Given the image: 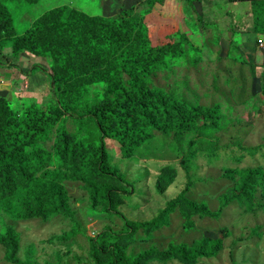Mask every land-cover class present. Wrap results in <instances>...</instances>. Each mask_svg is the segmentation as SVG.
I'll return each mask as SVG.
<instances>
[{
  "label": "trees",
  "instance_id": "trees-1",
  "mask_svg": "<svg viewBox=\"0 0 264 264\" xmlns=\"http://www.w3.org/2000/svg\"><path fill=\"white\" fill-rule=\"evenodd\" d=\"M40 1L0 0V54L5 47H13L15 56L41 54L43 60L46 59L48 50L40 46L42 27L31 26L22 37L16 38L17 22L10 11L16 2L27 3L31 10L39 6ZM179 1L183 4L186 23L189 28L192 27L190 30L194 36L187 37L183 32H176L172 35L174 42L158 49L152 47L144 21V16L152 10L150 7L154 3L141 4L136 15L138 6H133L123 9L115 19L104 21L67 7L64 11L58 8L50 13L52 16L67 12L71 16L70 21L57 28L58 33L68 26L72 29L74 16L87 20L95 30L97 25L105 28L106 33L109 28L116 27L127 30L129 34L124 38L130 44L141 43V60L135 59L139 53L131 45L129 48L124 46L123 50L117 49L107 73L111 81L102 83L101 89L108 91L102 95L92 96L87 87L80 99H74L72 94L75 87L72 84H77L78 77L71 85L62 86L56 70L51 73L42 65H34L28 75L42 74L53 83L45 107L32 103L16 112L10 103L0 98V248L7 264H37L33 251L20 255V233L16 229L20 221L35 218L48 221L53 217H64L69 220L71 228L59 239L67 241L77 234L84 235L77 213L70 204L69 182L77 183L82 188L92 210L121 220L122 226L117 230L104 227L95 237H88L92 260L89 264H168L172 261L197 264L202 259L216 257L222 249V240L203 237L192 244L170 243L166 247L152 244L150 248H137V241L152 239L158 231L171 226L173 214L186 218L185 225L191 228L193 216L217 217L232 201H238L249 209L259 206L264 212L262 166L235 168L225 173L224 177L232 180L233 185L219 197L218 211H212L204 202L197 203L188 198L194 161L200 156L207 158L205 155L219 150L218 134L232 120L228 114H224L221 104L206 108L198 103L196 96H185L182 91L188 87V76L185 75L172 87L162 86L153 80L159 71L180 74L177 69L173 70L176 55L180 57L177 61L181 60L182 67H187L192 73L201 70L205 58L213 53L207 41H197L200 35L205 37L211 28L220 31L217 18L203 21L204 15L200 10L204 8L206 0ZM226 1L230 4H250L253 32L264 35V0ZM228 29L233 34L232 38L238 36L236 28L231 26ZM118 39L111 40L113 47L117 44L121 46L122 41ZM33 41L39 43L37 48ZM237 42H231L229 47L231 54L234 51L232 61L241 64L243 61L239 60L244 59L243 51ZM38 48L40 54L36 51ZM243 63L255 78L257 65H247L245 60ZM10 67L0 60V68ZM86 71L85 66L73 68L74 75ZM261 86L264 94V79ZM226 108L231 109L229 106ZM155 139L162 147L173 148L182 156L180 165L187 173V188L170 199L151 219H128L120 207L137 193L136 186L111 165L108 141L115 142L122 156L130 159ZM164 168L155 183V191L161 195L173 183L177 171L173 165Z\"/></svg>",
  "mask_w": 264,
  "mask_h": 264
},
{
  "label": "rangeland",
  "instance_id": "rangeland-1",
  "mask_svg": "<svg viewBox=\"0 0 264 264\" xmlns=\"http://www.w3.org/2000/svg\"><path fill=\"white\" fill-rule=\"evenodd\" d=\"M214 1L216 0H206L204 8L200 10L204 15V22L214 21L216 18L220 22V31L211 28L205 37L200 35L197 40L207 41L209 50H213L202 63L203 68L191 73L187 67H182L181 60L177 61L180 57L176 55L172 64L175 66L173 70L177 69L180 74L159 71L153 80L162 86L172 87L182 81L185 75L188 76V87L182 91L184 95L190 98L196 96L198 103L206 108L221 104L224 114H228L232 120L218 134L219 150L205 155L207 158L200 156L194 161L192 184L188 188L189 199L197 203L204 202L212 211H218L219 197L233 185L232 180L224 177L227 171L248 166L264 167V94L261 86L264 79V35L253 32L250 4H230L226 0L215 4ZM147 2L154 3L150 7L152 10L144 16L153 48H162L174 42L172 35L176 32H183L187 37L193 35L190 30L192 27L189 28L186 23L183 4L179 0H41L39 6L32 7L33 10H29L27 3L16 2L10 8L11 16L17 22L16 38L22 37L31 26L38 25L42 27L40 46L48 52L43 60L39 48L36 51L40 56H15L13 47H5L0 54V60L11 67L3 69L8 72L9 77L3 76L0 71V98L10 103L16 112L32 103L42 105L41 108L45 107L53 83L42 74L28 75L29 69L34 65H42L51 73L56 70L62 86L69 83L71 85L78 77L77 84H72L75 87L72 94L74 99H80L87 87L90 88L88 90L92 96L102 95L101 93L108 91L101 89L102 83L111 81L107 73L117 49L123 50L131 45L139 53L135 59L141 60V43L130 44L124 38L129 34L127 30L116 27L109 28L106 33L105 28L99 25L95 30L90 22L89 26L87 20L78 19L74 14L75 23L72 29L65 26V30L58 33L57 28L70 21L71 16L67 12L52 16L50 13L58 8L64 11L67 7L90 18L104 21L115 19L123 9L133 6H138L134 14L136 15L139 6ZM228 26L237 29L236 38H232L233 34ZM112 35L115 37H111ZM113 38H119L122 41L121 46L117 44L113 47ZM231 42H237L243 51L244 59H240V62L245 60L247 65H257L255 78L243 62L241 65L232 61L235 56L234 51L231 54ZM34 43L37 48L39 43L33 41ZM78 65L87 67V71L74 75L73 68L78 69ZM228 106L231 109L226 108ZM107 151L111 165L123 172L136 186L137 193L120 207L128 219H151L170 199L187 188V173L180 165L182 156L173 148L169 150L162 147L156 139L146 144L144 150L135 152V156L130 159L122 156L115 142L108 141ZM167 165L175 166L177 171L173 183L161 195L155 191V183L159 173ZM68 193L84 235L77 234L67 241L59 239L58 237L71 228L69 220L64 217H53L48 221L36 218L20 221L16 227L20 233V255L33 251L37 264H89L92 260L88 237H95L104 227L117 230L122 226L120 219L92 210L77 183L69 182ZM186 221L180 214H173L171 226L158 231L152 239H138L137 248H150L152 244L159 247H166L170 243L192 244L203 237L219 238L222 240L219 254L214 258L202 259L197 264H264V212L259 206L249 209L238 201H232L217 217L193 216L191 228L186 227ZM0 264H7L3 260L1 248ZM168 264L182 263L172 261Z\"/></svg>",
  "mask_w": 264,
  "mask_h": 264
},
{
  "label": "crops",
  "instance_id": "crops-1",
  "mask_svg": "<svg viewBox=\"0 0 264 264\" xmlns=\"http://www.w3.org/2000/svg\"><path fill=\"white\" fill-rule=\"evenodd\" d=\"M262 47H263V50H264V44L262 45ZM262 49V48H261ZM4 68H0V71H1V73H2V75L3 76H6V77H9L8 76V72L7 71H5V70H3ZM40 77V76H39ZM38 78V77H37Z\"/></svg>",
  "mask_w": 264,
  "mask_h": 264
}]
</instances>
